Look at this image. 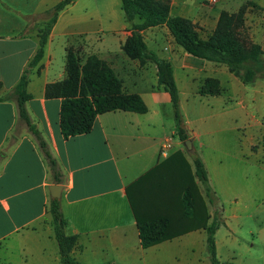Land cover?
Returning a JSON list of instances; mask_svg holds the SVG:
<instances>
[{"label": "crops", "instance_id": "obj_1", "mask_svg": "<svg viewBox=\"0 0 264 264\" xmlns=\"http://www.w3.org/2000/svg\"><path fill=\"white\" fill-rule=\"evenodd\" d=\"M59 1L0 0V264H62L48 211L53 184L61 186L59 198L53 199L59 200L67 221L65 232L77 236L71 254L78 264H211L208 253L203 254L206 230L182 216V188L173 179L179 174H184L185 182L194 179L206 207L208 198L184 155L200 157L209 181L223 170L226 152L214 136L226 128L233 88L243 89L245 84L226 65L185 52L166 25L140 31L147 49L172 65L184 127L192 141L187 150L174 136L171 98L157 86L156 65L141 64L123 50L132 28L114 0L108 9L100 0H84L81 5L72 0L58 14L43 57L28 66L38 47L35 16ZM215 4L169 0V12L190 19L207 37L224 10ZM249 16L260 21L264 12L249 9L245 14L249 37L260 45L264 58V30ZM69 44L80 50L82 59L95 54L105 60L123 90L138 94L147 111H108L96 116L89 132L63 137L61 98L46 96L45 87L64 78ZM26 69L30 97L25 110L56 163L55 171L19 115L12 92ZM207 78L218 80L219 93H199ZM165 143L170 148L161 154ZM164 176L169 187L160 185ZM155 217L169 220L172 238L143 248L137 220ZM184 251L190 255L186 263L180 260Z\"/></svg>", "mask_w": 264, "mask_h": 264}, {"label": "trees", "instance_id": "obj_2", "mask_svg": "<svg viewBox=\"0 0 264 264\" xmlns=\"http://www.w3.org/2000/svg\"><path fill=\"white\" fill-rule=\"evenodd\" d=\"M71 2L72 0H60L37 15V19L39 17L43 24L41 27L34 25L38 37V47L28 63L29 67L37 65L43 57L44 47L58 14ZM251 2L242 4L235 12L222 10L213 32L207 37H203L201 29L190 19L170 14L169 0H120L125 19L131 23L132 28V34L125 40L123 50L128 57L137 59L141 64L149 61L156 65L157 86L170 95L175 123L174 136L180 141L184 142L189 139V134L184 127L179 107V91L174 80L172 65L170 61L147 49L140 31L164 24L175 43L185 52L197 58L224 64L244 84H249L254 82L257 77H264L263 51L259 44L244 35L245 14ZM135 19L139 23H134ZM64 72L65 76L61 81L46 85L45 95L61 98L59 126L65 138L89 132L96 116L108 111L123 110L138 113L147 111V106L142 98L138 94L124 91L121 80L116 76L111 66L95 54H90L82 59L77 47L73 44L67 45ZM27 73L28 69L24 71L12 92L16 96L19 115L25 119L33 134L40 141L49 167L55 171V161L46 151L44 140L40 138L27 117L24 106L25 101L30 97L26 90ZM219 91L218 80L207 78L200 87L199 93L214 95ZM173 157L174 154L169 158ZM193 164L194 177L202 185L208 200L213 202L214 192L208 183L207 172L200 157H194ZM166 178L168 177H163L160 185L165 183L164 187L168 186L164 182ZM185 180L184 174H179L177 179H173L182 188V216L186 220H190V223L201 224L200 227L205 228L209 260L211 264H221L217 258L214 237L218 224L216 222L208 224L210 215L206 212L197 184L194 179L187 180V182ZM48 211L51 215L53 235L59 248L61 263L78 264L71 254L77 243V236L68 235L65 232L67 221L61 212L58 199H50ZM169 226L170 222L166 217L137 220L140 245L147 248L172 238Z\"/></svg>", "mask_w": 264, "mask_h": 264}, {"label": "rangeland", "instance_id": "obj_3", "mask_svg": "<svg viewBox=\"0 0 264 264\" xmlns=\"http://www.w3.org/2000/svg\"><path fill=\"white\" fill-rule=\"evenodd\" d=\"M82 1H79L80 5ZM91 1L88 0L89 3ZM109 1L100 0L101 3L105 2V6L107 4V9ZM114 1L118 4L116 9L123 15L122 10H119L120 0ZM194 1L198 3L202 0ZM217 1L216 4H209H215L217 8L222 6L229 12H235L242 4L251 2ZM252 1L264 4V0ZM254 2L249 5L250 11L255 14L264 12V6H254ZM248 19H252L250 22H260L264 30V18L259 21L249 16ZM34 22L39 27L43 24L41 19ZM244 35L250 39L246 27ZM233 90L228 101L230 111L224 122L226 128L214 136L223 142L226 154L221 159L223 170L212 175V181L208 179L215 192L213 202L205 200L206 212L211 216L208 224H218L214 237L217 258L221 264H264V77H257L254 82L245 84L243 89L234 87ZM184 156L194 171L193 155L185 152ZM196 181L199 188L203 189L200 182ZM207 253L205 243L203 254ZM189 256L184 251L180 256L181 262L186 263Z\"/></svg>", "mask_w": 264, "mask_h": 264}, {"label": "water", "instance_id": "obj_4", "mask_svg": "<svg viewBox=\"0 0 264 264\" xmlns=\"http://www.w3.org/2000/svg\"><path fill=\"white\" fill-rule=\"evenodd\" d=\"M183 143H184V146L187 150H189L191 148V145H192L191 139H186ZM60 190H61L60 185L53 184V185L49 186L50 195L53 198H59Z\"/></svg>", "mask_w": 264, "mask_h": 264}, {"label": "built area", "instance_id": "obj_5", "mask_svg": "<svg viewBox=\"0 0 264 264\" xmlns=\"http://www.w3.org/2000/svg\"><path fill=\"white\" fill-rule=\"evenodd\" d=\"M208 3H215L217 0H206ZM170 148L169 143H165L161 146L160 152L161 154H165L167 150Z\"/></svg>", "mask_w": 264, "mask_h": 264}]
</instances>
